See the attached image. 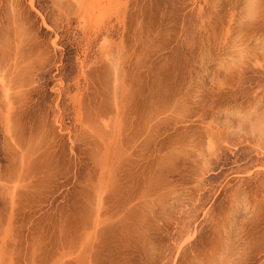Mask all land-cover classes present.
<instances>
[{
    "label": "rangeland",
    "instance_id": "obj_1",
    "mask_svg": "<svg viewBox=\"0 0 264 264\" xmlns=\"http://www.w3.org/2000/svg\"><path fill=\"white\" fill-rule=\"evenodd\" d=\"M95 1L0 0V264H264V0Z\"/></svg>",
    "mask_w": 264,
    "mask_h": 264
},
{
    "label": "bare ground",
    "instance_id": "obj_2",
    "mask_svg": "<svg viewBox=\"0 0 264 264\" xmlns=\"http://www.w3.org/2000/svg\"><path fill=\"white\" fill-rule=\"evenodd\" d=\"M93 1H95V0H93ZM32 2H33V0H32ZM97 2H98V1H95V3H97ZM100 2H101V0H100ZM111 2H112V1H111ZM103 3H104V2H103ZM31 4H32V3H31ZM91 4H93V2H92ZM98 4H99V2H98ZM101 5H103L102 2H101V4H99V6H101ZM96 6H97V4H96V5L94 4V6H92V7H95V8H96ZM86 8H87V7H86ZM95 8H94V9H95ZM101 8H103V7H101ZM100 13H101V12H100ZM242 55H243V54H242ZM184 242H185V241H184ZM179 252H180V251H179Z\"/></svg>",
    "mask_w": 264,
    "mask_h": 264
}]
</instances>
